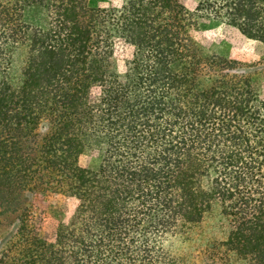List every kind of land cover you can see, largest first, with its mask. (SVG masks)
Returning a JSON list of instances; mask_svg holds the SVG:
<instances>
[{"label": "trees", "instance_id": "obj_1", "mask_svg": "<svg viewBox=\"0 0 264 264\" xmlns=\"http://www.w3.org/2000/svg\"><path fill=\"white\" fill-rule=\"evenodd\" d=\"M198 8L264 46V0ZM184 12L0 0V216L16 227L0 264H177L196 230H221L212 259L264 264V94ZM47 193L75 202L51 237L32 201Z\"/></svg>", "mask_w": 264, "mask_h": 264}, {"label": "rangeland", "instance_id": "obj_2", "mask_svg": "<svg viewBox=\"0 0 264 264\" xmlns=\"http://www.w3.org/2000/svg\"><path fill=\"white\" fill-rule=\"evenodd\" d=\"M123 0H89L91 6L99 8H110L118 6ZM185 6L186 16H188L190 35L207 50L223 56L227 59L235 60L246 66H252L256 79L257 89L264 94V46L258 40L244 36L237 28L227 21L218 18L212 13H208L198 8L199 0H181ZM121 69L122 66L120 67ZM102 147H93L87 153L79 157V164L83 167L97 168L103 157ZM34 212L38 216V224L42 235L51 237L59 221H66L71 214L75 202L62 194L47 193L35 197L33 200ZM41 221H40V219ZM11 220L13 216L3 218L0 216V253L1 245L4 243L7 232L16 230L12 228ZM200 236H195L193 240L182 245L176 243L174 253L180 257L177 264H227L216 255L211 258L212 252L207 250L205 238L219 240L222 237L221 230H196ZM213 261V262H212ZM228 264H234L229 263Z\"/></svg>", "mask_w": 264, "mask_h": 264}]
</instances>
